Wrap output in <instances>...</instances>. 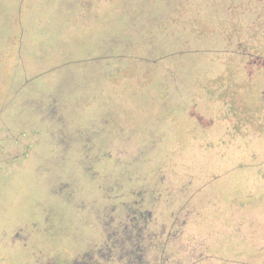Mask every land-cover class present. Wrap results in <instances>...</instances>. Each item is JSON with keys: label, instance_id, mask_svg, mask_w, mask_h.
Returning <instances> with one entry per match:
<instances>
[{"label": "rangeland", "instance_id": "374dc122", "mask_svg": "<svg viewBox=\"0 0 264 264\" xmlns=\"http://www.w3.org/2000/svg\"><path fill=\"white\" fill-rule=\"evenodd\" d=\"M47 1L0 0L2 23L55 43L0 67V264H264V134L208 92L219 49L177 41L162 0L33 14ZM211 4L182 8L200 38L251 21V0Z\"/></svg>", "mask_w": 264, "mask_h": 264}, {"label": "trees", "instance_id": "16d2710c", "mask_svg": "<svg viewBox=\"0 0 264 264\" xmlns=\"http://www.w3.org/2000/svg\"><path fill=\"white\" fill-rule=\"evenodd\" d=\"M49 1L55 4L58 2V4L56 6L45 4L44 6L46 7H40L39 11H35L33 14H38L44 19L49 14H52L48 11L50 7L52 9L58 8L56 10L58 13L61 0H48L47 3ZM261 4L264 5V0H251L250 22L245 23L233 20L228 26L224 25L221 27V38H216L213 41L209 36L207 38H197L193 42L196 45L208 46L209 48L216 47V49H219L215 52L218 54L216 58L221 59L226 64L225 71H222L214 78L215 84L213 85V89L209 87L207 89L208 92L212 94L217 93V99L231 98V109L229 108L228 110L235 111L233 116L237 120L235 123L238 129H242L244 125L251 124L253 131L264 134V6ZM230 8V11H235L232 9L234 6ZM33 9L34 7H32ZM177 11L182 15L183 11L181 8L178 7ZM9 20V22L6 21L4 23L0 21V41L7 40L9 42V46L5 45L6 48L0 50V67H27L30 59L35 61L39 59L36 58L37 54L34 53L37 51V48L34 46H27L26 48L24 46L25 40L22 39L23 35L31 33L34 28L25 26L21 23L22 19L20 18H17L16 23H12L11 19ZM179 31H184V28H179ZM182 34L177 33L176 36ZM150 40H153L151 43L155 45L154 41L160 39L156 37V39ZM176 40L184 41L186 45L191 39L183 37ZM193 42H191L192 45ZM158 43H160V46L163 48L162 52L164 53L167 50H169L168 52L173 50H170L171 47L165 43L160 41ZM100 44L102 43H97L95 46ZM127 44L125 43V46ZM201 49H196L193 52L198 51L200 53ZM176 50L175 48L173 51ZM204 53L202 51V54ZM121 54L122 56L126 55V53ZM70 61L55 63V65L53 64L50 67L65 66ZM169 69L167 78L176 77L177 72L172 68ZM46 73L49 72L45 71L43 75ZM218 90H221V92H218ZM236 103H239V106H236ZM237 110L239 111L237 112ZM230 114L229 112L227 115L230 116Z\"/></svg>", "mask_w": 264, "mask_h": 264}, {"label": "crops", "instance_id": "0c3cea01", "mask_svg": "<svg viewBox=\"0 0 264 264\" xmlns=\"http://www.w3.org/2000/svg\"><path fill=\"white\" fill-rule=\"evenodd\" d=\"M227 0H162L161 1V5L166 8V13L170 14L171 16L169 17L170 20L174 23L172 24L174 29L173 31H171V28L168 30V32H173V33H185V34H190L191 36H185V38L187 39H193V38H200L201 36L199 35H203L205 34L204 32H200V30L197 28V23L199 22V20H201L200 18H196V19H193V14L192 13H184L183 15H181L180 13L177 12V15H176V11L179 8H183V7H189V6H192V3L193 2H196L198 4H205V3H208V5H212L211 3L214 2V4L216 5L215 7H217L218 5L222 4L224 5V3L226 2ZM127 2V0L124 2V4ZM100 3L104 4L105 2L102 0H100ZM93 4L96 5V3L93 2ZM159 6V5H158ZM137 17H139L138 15H136ZM140 16H142L145 20L144 21H141V23H145L147 25H149V27L153 28L154 31H157V33H159L158 29H159V22L160 23H163L165 24L162 20L160 19V14H158L157 11L155 10H152V11H148L147 14H141ZM178 17V18H176ZM215 17H218L219 20H224V18L222 17V15H215ZM168 18V19H169ZM178 20V21H176ZM195 20H197L195 22ZM6 22V21H3V23ZM170 22V21H169ZM194 24L195 27H193L192 29H190L192 26H191V23ZM171 23V22H170ZM158 24V25H157ZM177 25H182L183 28H184V31H179V28L180 27H176ZM156 27V28H154ZM176 28V30H175ZM196 28L198 30V32L196 31ZM175 30V31H174ZM192 30V31H191ZM205 29H203L204 31ZM178 31V32H177ZM196 35V36H195ZM158 38V36H156ZM217 37V36H215ZM222 37V36H221ZM220 37V38H221ZM219 38V37H217ZM22 39L25 40V43H24V46H27L28 47H43L44 49H48V48H51L53 45H55V43H52V41H44L41 37H39L40 41L42 39L43 43L41 42H36L37 41V38L36 37H33L32 36V33H27L26 35H23L22 36ZM9 46V42H7V40H3V41H0V50H3L4 48H6V46ZM224 67H226V65H224ZM16 69V67H14Z\"/></svg>", "mask_w": 264, "mask_h": 264}]
</instances>
